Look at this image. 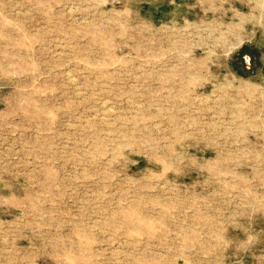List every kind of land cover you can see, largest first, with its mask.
Returning <instances> with one entry per match:
<instances>
[{
  "label": "rangeland",
  "instance_id": "rangeland-1",
  "mask_svg": "<svg viewBox=\"0 0 264 264\" xmlns=\"http://www.w3.org/2000/svg\"><path fill=\"white\" fill-rule=\"evenodd\" d=\"M0 264H264V0H0Z\"/></svg>",
  "mask_w": 264,
  "mask_h": 264
}]
</instances>
